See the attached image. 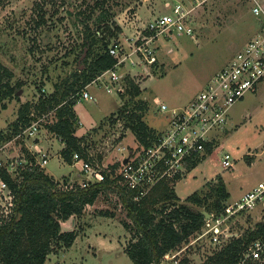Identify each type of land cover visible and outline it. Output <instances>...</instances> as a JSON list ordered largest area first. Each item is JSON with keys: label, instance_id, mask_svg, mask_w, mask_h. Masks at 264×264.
Here are the masks:
<instances>
[{"label": "rangeland", "instance_id": "374dc122", "mask_svg": "<svg viewBox=\"0 0 264 264\" xmlns=\"http://www.w3.org/2000/svg\"><path fill=\"white\" fill-rule=\"evenodd\" d=\"M256 6L264 10V0H206L198 4L187 21L193 34H155L152 43L144 45L155 49L156 61L149 63L141 53L131 51L138 37L148 34L150 22L171 11L162 0H0V62L14 72V83H24L18 95L26 97L24 101L13 98L6 109L0 107V132H13L23 102L30 101L35 106L43 94L54 91L56 82L77 67H85L88 50L79 58L76 56L80 48L69 51L82 42L86 24L95 29L106 10L121 27L110 45H117L119 57L126 55L127 61L129 58L121 68L125 91L108 92L105 84H91L90 93L97 101L82 99L75 105L79 121L76 134L82 137L87 153L94 154L95 167L104 169L118 163L123 156L119 146L126 148L125 153L139 145L135 132L126 127L130 115L143 113L149 128L165 129L168 118L159 110L156 98L170 108H181L202 92L210 79L264 26V13L253 12ZM43 11L45 21L38 25ZM130 81L139 86L140 94L131 88ZM121 108L126 109V115ZM33 112L38 113L35 109ZM55 115L54 112L48 124L56 121ZM228 117L230 124L216 133L214 154L187 169L175 184L180 198L197 190L209 192V182L220 175L230 192L228 202L232 203L264 179V87L247 93L229 110ZM38 140L51 154L45 170L61 188L71 189L78 182H69L85 178L80 163L65 160V143L49 131L47 124ZM10 148L12 157L24 154L18 145ZM224 152L231 153L233 167L222 166ZM15 175L22 176L19 171ZM101 210L112 211L115 216L102 215ZM124 220L132 223L118 192H104L86 207L82 216L62 222L63 229L79 228V235L71 247L50 254L45 264H135L125 251L131 232L123 225ZM261 221L264 204L230 219L231 234H242ZM205 230L203 226L172 252H178V262L188 257V264H200L214 252L216 245L208 232L204 234Z\"/></svg>", "mask_w": 264, "mask_h": 264}, {"label": "trees", "instance_id": "16d2710c", "mask_svg": "<svg viewBox=\"0 0 264 264\" xmlns=\"http://www.w3.org/2000/svg\"><path fill=\"white\" fill-rule=\"evenodd\" d=\"M68 12L73 14L71 9H68ZM102 15L103 19L98 18L95 29L86 24L82 42L69 51L76 52L80 48L81 51L76 56L79 58L87 49L85 67H77L61 82H56L54 91L43 94L45 96L41 97L35 106L30 101L23 102L18 118L13 123V132H0V143L11 139L20 125L29 124L33 118V109L39 114L55 109L56 121L47 124V127L65 143L62 150L65 160L71 163L77 151L86 156L82 137L76 134L79 121L74 107L78 99L73 95L118 62V57L110 53L109 46L111 40L117 38L121 32V27L113 19L111 12L108 14L104 10ZM39 18L41 22H37L41 25L40 23L45 21L44 11ZM102 21L105 22L102 24ZM13 77L14 72L0 62L2 109L8 108V103L15 97L22 100L18 94L24 83L22 81L14 83ZM130 84L136 94L141 93L137 84L133 81H130ZM120 110L126 115L125 108ZM143 117V113L130 115L126 127L135 132L139 144L147 146L159 131L149 128ZM215 145L207 143L205 153L191 160L187 164L188 169L195 168L212 154L217 147ZM29 162H35L33 156H29ZM117 166L118 163L108 165L104 181L87 187L77 183L71 189L61 188L55 178L47 173L45 168L39 166L27 165V168L21 171L22 178L20 175L3 173V177L16 191V212L10 220L0 225V264H45L50 254L71 247L79 235V228L63 229L62 222L82 216L86 207L93 205L99 196L108 190L118 192L127 215L132 220V223L123 221L125 228L131 232V239L125 247L129 257L135 264H164L163 259L167 253L177 250L202 230L207 213L224 212L230 197L226 183L219 175L218 179L209 182L211 188L207 193L197 190L182 199L176 193L175 184L164 181L136 201L133 190L118 184L116 178H112ZM65 180L69 182L70 179L67 177ZM100 213L115 216L114 212L108 210H101ZM235 234L222 246L217 245L214 252L206 256L200 264H236L243 257L248 245L264 235V221L258 222L254 228H249L242 234ZM188 263V257L178 262ZM248 264L264 262L250 260Z\"/></svg>", "mask_w": 264, "mask_h": 264}, {"label": "built area", "instance_id": "2783aa9c", "mask_svg": "<svg viewBox=\"0 0 264 264\" xmlns=\"http://www.w3.org/2000/svg\"><path fill=\"white\" fill-rule=\"evenodd\" d=\"M162 1L164 7L171 11L161 13L150 22L148 34L143 38L138 37L131 51L141 53L149 63L156 61L155 49L144 47L152 43L155 37L152 39L151 37L155 34L167 35L166 32L193 34V28L187 24L188 16L195 6L206 2V0ZM253 12L255 15H260L264 13V10L261 6H256ZM109 51L118 57V62L113 68L103 72L92 83L73 95L77 96L78 102L82 99L97 101L96 97L90 93L91 84H105L108 92L123 93L125 91L122 84L124 74L121 68L127 56L119 57L120 51L117 45H110ZM262 87H264V26L260 27L259 32L234 54L228 63L210 79L206 88L189 103L181 108H170L168 104L156 98L159 110L168 118L166 128L159 130L147 146L139 144L125 153L123 150L126 148L119 146L123 156L112 178H116L118 184L133 190L136 201L147 195L161 182L176 184L185 175L188 169L187 164L202 156L205 153L206 144L217 142L216 133L230 124L228 114L233 105L244 99L247 93L257 92ZM54 112L56 113L55 109L43 111L40 114L33 112V118L29 124L20 125L11 139L0 143V225L10 220L16 212V191L3 177V173L17 176L15 173L17 171L20 173L27 168V165L46 168L51 154L41 146L38 139L44 126L50 123V117ZM17 145L23 149L24 154L12 157L14 153H11L10 147ZM29 156L34 157V163L29 162ZM93 157L94 154L87 151L86 156L79 151L74 153L73 163L81 164L85 178L80 181L72 180L69 183L78 182L82 187H87L106 179L105 169L108 165L104 169L95 167ZM126 158H129L127 162H125ZM222 166L224 168L234 166L230 152H224ZM65 186L69 188V184ZM261 204H264V179L234 202H227L223 213H211L210 218L206 219L204 234L209 233L211 241L216 246H222L232 236L230 219L240 213L252 211ZM176 254L167 253L163 261L174 260L177 263ZM250 260L264 262V235L248 245L243 257L236 264H248Z\"/></svg>", "mask_w": 264, "mask_h": 264}, {"label": "water", "instance_id": "95a60500", "mask_svg": "<svg viewBox=\"0 0 264 264\" xmlns=\"http://www.w3.org/2000/svg\"><path fill=\"white\" fill-rule=\"evenodd\" d=\"M86 50H87V49H86ZM20 90H21V89H20ZM20 90H19V91H20ZM21 98H22L23 101L26 99L25 96H21ZM128 159H129V158L125 159V162H127ZM210 215H211L210 213H207V217H206V219H207V218H210Z\"/></svg>", "mask_w": 264, "mask_h": 264}, {"label": "crops", "instance_id": "0c3cea01", "mask_svg": "<svg viewBox=\"0 0 264 264\" xmlns=\"http://www.w3.org/2000/svg\"><path fill=\"white\" fill-rule=\"evenodd\" d=\"M125 62H126L125 64L127 65V63L129 62V58H128V61H127V59H126ZM122 66H123V64H122ZM73 180H76V179H73Z\"/></svg>", "mask_w": 264, "mask_h": 264}]
</instances>
